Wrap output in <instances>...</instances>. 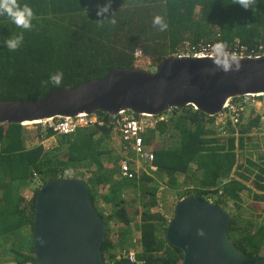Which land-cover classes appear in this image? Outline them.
I'll return each instance as SVG.
<instances>
[{
	"label": "trees",
	"instance_id": "trees-1",
	"mask_svg": "<svg viewBox=\"0 0 264 264\" xmlns=\"http://www.w3.org/2000/svg\"><path fill=\"white\" fill-rule=\"evenodd\" d=\"M106 2L18 0L21 6L28 4L33 10L32 28L28 30L17 27L6 14L0 15V99L38 100L52 89L73 87L90 79L102 78L115 67H139L135 49H140L154 67L162 58L174 55L184 43L200 48L223 41L228 50L239 45L264 47V0H256L253 8L247 10L233 0H111V14L102 19L96 14L97 8ZM157 15L167 24L165 31L154 26L153 20ZM112 19H115V24L111 23ZM21 33L23 41L20 46L14 51L9 50L4 41ZM57 72L63 73L58 86L51 81V76ZM96 115L103 121L102 125L79 128L71 134H56L47 129L41 135L38 131L39 143L29 149L25 147L23 125H0V246L4 253L9 251L16 260L19 259L16 264L34 260L35 195L41 184L63 177L64 171L74 170L77 165L86 169L94 165L97 171L105 168L100 157L103 154L101 146L116 134L113 128L120 123V116L101 112ZM166 115L167 120L157 121L146 129L143 136L145 148L154 153V163L163 179L161 183L174 190L177 187L176 176L181 174L183 185L197 181L199 187L191 191L194 194H189L190 190H182L178 193L179 200L213 195L221 188L226 198L240 203L241 192L249 189L243 182L232 178L233 169H241L237 175L245 180H249L246 174H254L253 169L236 159V149L244 147L243 136H239L237 142L233 135L208 137L215 132L220 133V130L209 131L206 123L213 117L192 106L173 108L161 114ZM249 116L246 126L239 129L242 135L260 126L259 115L251 112ZM169 125L171 146H159L156 139ZM229 131L233 133L234 129ZM51 136H56L58 147L48 152L41 142ZM62 144L66 145L63 151ZM247 161L258 169L254 175L264 181L261 177L263 168L251 160ZM36 175L41 184L32 194H23L22 188L28 186ZM103 180L109 178L98 174L88 181L95 207L93 187ZM150 181V176L141 173L131 179L111 182L108 199L113 208L107 219L120 221L130 234L127 226L131 218L121 193L125 189H142ZM254 188L259 191L254 197L264 202V184L254 182ZM156 192L155 187L143 191L150 197L142 204L138 243L141 251L137 253V259L144 264H179L182 259L180 249L168 244L165 238L166 225L172 216L157 211ZM214 202L222 205L220 197ZM262 211L264 221V207ZM104 222L106 235L101 250L105 262L113 264L117 259L109 253L113 241L107 221ZM159 226L163 231L162 237ZM252 226L247 223L242 227L230 217L227 231L239 249L251 256L264 258L259 255L264 245V225L255 231H252Z\"/></svg>",
	"mask_w": 264,
	"mask_h": 264
},
{
	"label": "water",
	"instance_id": "water-1",
	"mask_svg": "<svg viewBox=\"0 0 264 264\" xmlns=\"http://www.w3.org/2000/svg\"><path fill=\"white\" fill-rule=\"evenodd\" d=\"M239 59V70L228 72L210 56L171 55L152 69L115 67L102 78L52 89L38 100L0 99V125L79 113L159 116L186 106L213 117L228 98L264 92V55ZM229 220L228 212L213 201L181 199L165 229L168 244L182 253L179 264H264V258L233 243ZM105 235L86 181L68 176L49 180L35 195L34 260L27 264H107L101 250ZM113 264L137 263L123 258Z\"/></svg>",
	"mask_w": 264,
	"mask_h": 264
},
{
	"label": "rangeland",
	"instance_id": "rangeland-1",
	"mask_svg": "<svg viewBox=\"0 0 264 264\" xmlns=\"http://www.w3.org/2000/svg\"><path fill=\"white\" fill-rule=\"evenodd\" d=\"M187 47V44H183L180 46L178 51L184 50ZM177 51V52H178ZM142 69H152L154 68L153 65H151V62H145V63H138L137 64ZM250 116L245 117L244 121L235 127L236 130L229 124L226 125H219L215 126L212 122L207 124V129L209 131H216L220 130V133H214L215 135H208V137H214V136H229L233 135L236 139V142L239 138V136H243L244 138V147L243 148H237L236 149V159L238 162H243L246 167H249L254 170V174L258 173V169L255 167H252L248 164L247 160H251L252 162L259 164L260 167L264 170V138L260 135L261 130L254 129L253 131H250L248 133H244L243 135L240 134L239 129L243 126H246V122L248 121ZM163 120H167L164 116ZM23 138L25 140V147L26 148H32L39 143V136H38V126L35 124H23ZM234 129L233 133H230V129ZM221 130H224L226 132V135H223L221 133ZM147 132V131H146ZM236 133V134H235ZM145 135V134H144ZM156 142L159 144V146L162 145H169L171 146V125L165 130V133L160 135V137H157ZM43 146L46 151L52 152L53 149L58 147V141L56 139V136H51L48 138H45L43 140ZM61 150H65L66 145L62 144L60 145ZM119 144V138L116 135L114 140H106L103 142L101 148L103 154L100 156L101 161L105 163V168L103 170H96V166H92L89 169H86L83 166H76L74 170L69 169L63 172L64 176L68 177H75L82 179L86 182L90 181L91 178L97 177L98 174H102L104 177L109 178V180H103L102 183H96L93 187L94 191V201L96 203V209L98 212H100L103 215L104 220L107 221V228H109V234L112 238L113 245L109 249V253L114 255V258L117 260L123 259L127 256L129 252H134L135 258L137 259V253L141 251L140 246H138V243L140 241V225H141V212L143 211L142 204L146 198H149V195H146L143 193V191L146 188H153L155 187L157 189V192L155 194V199L158 202V209L157 211L160 213H166L167 215L172 216L173 212L175 210V207L177 203L181 200H179L178 193L182 190H190L189 194H194V192H191L192 190L190 188L185 189L184 186H181V188L177 191H173L170 188H167L164 186L161 181L163 179L160 178V172L157 174L153 173L151 176V181L149 183H146V185L142 186L141 188H136L135 190H128L125 189L123 193H121V198L125 199V205L126 210L129 215L130 224L127 226L128 230H130V234L126 231V227L124 224H122L120 221L117 220H108L109 214H111V210L113 208V203L109 201V191H110V184L114 181H117L119 179H123L120 176L119 173V164L118 160L116 158V152L118 153V150L120 149ZM61 151V152H62ZM107 160V162H106ZM109 161V162H108ZM86 164V163H85ZM70 166H74L73 164H69ZM237 172H242L241 169L234 168L232 172V178H235L236 180H239L240 182H243L246 186H248V191L242 192V195H240V198L242 199L240 203L235 202L233 200H229L225 197V195L218 193L209 195L208 197L211 198V200L214 202V200L217 197H220L222 199V207L224 209H227L228 214H230V217L234 222L239 224L240 226L244 227L247 225V223H250L252 226V231L259 226L264 225L263 221V207L264 202H261L257 200L254 197V194H259V191H257L254 188V182L259 181L260 183L264 184L263 180L258 179L254 174H246L249 176V180L241 179L237 175ZM141 173V172H140ZM261 177L264 179V173L261 175ZM181 181H179V184ZM41 184V179L39 177L33 176V179L31 180L30 184L28 186H25L22 188L23 194H32L33 190L38 187ZM178 184V185H179ZM42 185V184H41ZM88 185L90 186V183L88 182ZM181 185V184H180ZM180 185L178 187H180ZM93 186V184H91ZM143 190V191H140ZM1 194V191H0ZM122 194L124 197H122ZM1 196V195H0ZM144 199H143V198ZM183 199V198H182ZM239 204V205H238ZM103 220V221H104ZM159 235L160 237L163 236L162 228L159 226ZM260 256H264V245L261 249ZM16 256L12 253L5 252L3 248L0 246V264H16L18 263L19 259L16 260ZM138 260V259H137ZM139 261V260H138ZM141 264H144L143 262L139 261Z\"/></svg>",
	"mask_w": 264,
	"mask_h": 264
},
{
	"label": "built area",
	"instance_id": "built-area-1",
	"mask_svg": "<svg viewBox=\"0 0 264 264\" xmlns=\"http://www.w3.org/2000/svg\"><path fill=\"white\" fill-rule=\"evenodd\" d=\"M214 43H209L195 48L187 45L184 50L176 52L174 55L178 56H210L211 49ZM230 53H235L237 57H259L264 55V47L249 48L245 45H239ZM135 58L138 63L150 62L145 57L140 49H135ZM194 108V106H192ZM195 109V108H194ZM251 112L259 115L260 126L257 130H261L260 135L264 138V92L250 93L241 97L228 98L223 104L221 112L213 116L212 123L215 126L231 125L234 129L240 125L245 117L249 116ZM120 116V123L113 129L116 134H119L121 141L122 154L119 161V173L122 178H133L138 173H145L152 176L158 171L157 165L154 163V153L145 148L143 136L146 129L151 128L157 121L163 120L164 116L139 115L134 117L127 111H122L118 114ZM32 124L37 125L38 131L41 135L47 129L52 130L56 134H71L79 128H87L94 124L102 125L103 121L98 118L96 114L87 115L79 113L73 117H53L43 119ZM236 133H237V129ZM223 135H226L224 130H221ZM235 133V134H236ZM222 194V189H218V195ZM207 200L212 201L210 197ZM125 259H128L137 264H141L136 258L134 252H129Z\"/></svg>",
	"mask_w": 264,
	"mask_h": 264
},
{
	"label": "clouds",
	"instance_id": "clouds-1",
	"mask_svg": "<svg viewBox=\"0 0 264 264\" xmlns=\"http://www.w3.org/2000/svg\"><path fill=\"white\" fill-rule=\"evenodd\" d=\"M233 3L242 6L245 10L253 8L256 0H233ZM111 9V0L97 8V16L106 19L109 17ZM7 15L11 21L20 28L31 29L32 19L34 18V13L32 8L28 4L21 6L18 0H0V15ZM111 23L115 24V19L111 20ZM154 26H159L161 31L167 29V24L164 22L163 18L159 15L154 17ZM23 41V34L17 35L14 38H8L4 41L9 50H16L21 42ZM210 59H212L214 65L217 68L222 69L225 72L228 71H238L240 68V59L235 53H230L228 51V46L223 41L216 42L211 49ZM234 66V67H233ZM140 68V67H139ZM62 72H57L51 76V81L55 85H60L62 81ZM201 235L203 232L201 231Z\"/></svg>",
	"mask_w": 264,
	"mask_h": 264
},
{
	"label": "crops",
	"instance_id": "crops-1",
	"mask_svg": "<svg viewBox=\"0 0 264 264\" xmlns=\"http://www.w3.org/2000/svg\"><path fill=\"white\" fill-rule=\"evenodd\" d=\"M210 122H212V119H211V121ZM210 122H207L206 123V128H208L207 127V124H209ZM145 133H146V131H145ZM144 133V134H145ZM118 136V138H119V144H120V146L122 147V145H121V141H120V136H119V134H115L114 136H112L109 140H114V138H115V136ZM42 144H43V141L41 142ZM121 147H120V149L118 150V153L116 152L115 154H116V158H117V160H118V164H119V161H120V157H121V154H122V150H121ZM29 149V148H28ZM102 162V164L103 165H105V163L103 162V161H101ZM106 162H107V160H106ZM159 173V171H157V174ZM141 173H138V175H140ZM145 174V173H144ZM176 180H175V184L177 185V187L173 190V189H171V190H173V191H177V190H179L180 188H181V186H184L185 187V189H188V188H190L191 190H194L195 188H197V187H199V185H198V183H197V181H195V182H193V183H190V184H184L183 185V181H182V179H183V175H181V174H178L177 176H176ZM179 181H181V185L179 184ZM180 185V187H178L179 185ZM241 195H242V192H241ZM207 197H208V195L207 196H204V197H202V198H205V199H207ZM182 199V198H181ZM221 206V205H220ZM222 207V206H221ZM223 208V207H222ZM226 211H227V209H225ZM228 212V211H227Z\"/></svg>",
	"mask_w": 264,
	"mask_h": 264
},
{
	"label": "bare ground",
	"instance_id": "bare-ground-1",
	"mask_svg": "<svg viewBox=\"0 0 264 264\" xmlns=\"http://www.w3.org/2000/svg\"><path fill=\"white\" fill-rule=\"evenodd\" d=\"M23 124H31V122H25V123H23Z\"/></svg>",
	"mask_w": 264,
	"mask_h": 264
}]
</instances>
